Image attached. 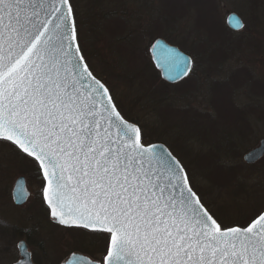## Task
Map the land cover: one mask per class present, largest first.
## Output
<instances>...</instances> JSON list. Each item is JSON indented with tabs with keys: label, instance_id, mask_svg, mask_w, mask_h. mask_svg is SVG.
<instances>
[{
	"label": "snow or ice",
	"instance_id": "snow-or-ice-1",
	"mask_svg": "<svg viewBox=\"0 0 264 264\" xmlns=\"http://www.w3.org/2000/svg\"><path fill=\"white\" fill-rule=\"evenodd\" d=\"M0 141L37 165L53 222L107 235L101 264H264V214L223 224L182 161L144 143L83 56L71 0H0Z\"/></svg>",
	"mask_w": 264,
	"mask_h": 264
},
{
	"label": "rangeland",
	"instance_id": "rangeland-1",
	"mask_svg": "<svg viewBox=\"0 0 264 264\" xmlns=\"http://www.w3.org/2000/svg\"><path fill=\"white\" fill-rule=\"evenodd\" d=\"M210 1L213 14L203 0L71 3L85 59L121 113L141 126L148 138L144 143L158 139L182 161L218 220L239 225L264 209V154L254 163L243 159L264 137V0ZM230 12L241 17V30L226 25ZM158 37L193 59L189 75L176 83L151 69L150 46ZM19 176L29 192L22 204L12 199ZM42 188V175L30 158L0 141V264L18 258L20 240L41 264H55L72 250L101 261L107 235L54 223Z\"/></svg>",
	"mask_w": 264,
	"mask_h": 264
},
{
	"label": "water",
	"instance_id": "water-1",
	"mask_svg": "<svg viewBox=\"0 0 264 264\" xmlns=\"http://www.w3.org/2000/svg\"><path fill=\"white\" fill-rule=\"evenodd\" d=\"M233 17H236L239 20L242 27H239L234 23L232 19ZM225 21L227 26L234 31H239L244 26L241 17L235 12H230L226 16ZM157 41H159L163 47H153L154 45H156ZM168 49H172L176 53H179L181 56L191 60V64L189 65L188 70L184 74H178L179 72L178 64L176 62L175 57L168 53L167 51ZM150 54L155 68L160 72V76L162 77V79H164L169 83H175L183 79L185 76L188 75L192 66V58L190 55L182 51L178 46L174 44H170L165 39L160 37L153 41L150 47ZM152 143L163 144L161 142H152ZM263 154H264V137L259 140L256 146L251 148L243 155V159L246 163H254ZM28 193L29 192L27 191L26 188L25 178L19 176L15 180L12 189L13 201L16 204H22L27 199ZM18 196L21 198H18ZM260 214H264V210ZM18 249L20 253V258L14 264H33L31 260L30 252L27 250V245L24 241L18 242ZM61 264H100V263L96 260L91 259L89 256L85 254L74 252L70 254Z\"/></svg>",
	"mask_w": 264,
	"mask_h": 264
},
{
	"label": "flooded vegetation",
	"instance_id": "flooded-vegetation-1",
	"mask_svg": "<svg viewBox=\"0 0 264 264\" xmlns=\"http://www.w3.org/2000/svg\"><path fill=\"white\" fill-rule=\"evenodd\" d=\"M55 223V222H54ZM56 224H58V223H56ZM59 225V224H58ZM61 228H65V229H80V230H83L84 232H86V233H89V234H101V233H93V232H91V231H89V230H85V229H81V228H76V227H66V226H62V225H59ZM104 234V233H103ZM87 235V234H86ZM20 241H24V240H20ZM86 241L88 242V241H90V240H87L86 239ZM19 242V241H18ZM18 242L16 243V249H17V255H18V258L14 261V262H12L11 264H14L16 261H18L19 260V258H20V253H19V249H18ZM25 243H26V241H24ZM26 245H27V243H26ZM106 249H107V237H106V245H105V251H106ZM27 250L30 252V256H31V260H32V262L34 263V264H41L40 262H39V260L37 259V254L35 255V253H33V251H31V250H29V247H28V245H27ZM73 252H79V253H85V252H83L82 250L80 251V250H72V251H70V252H68V254L63 258V257H61V258H59V260L55 263V264H60L63 260H65L71 253H73ZM44 253H45V250H44ZM86 255H88V256H90V254H87V253H85ZM104 255H105V253H103ZM50 255V254H49ZM49 255L48 254H46V256H45V260L46 261H51L50 259H48V257H49ZM104 255L102 256V260H103V257H104ZM43 256H44V254H43ZM50 256H52V254L50 255ZM47 257V258H46ZM53 257V256H52ZM91 257V256H90ZM92 258V257H91ZM56 258H54V260H55ZM94 259V258H93ZM95 260H97V259H95ZM102 260L100 261V260H98V261H100V262H102ZM51 262H53V259H52V261Z\"/></svg>",
	"mask_w": 264,
	"mask_h": 264
},
{
	"label": "trees",
	"instance_id": "trees-1",
	"mask_svg": "<svg viewBox=\"0 0 264 264\" xmlns=\"http://www.w3.org/2000/svg\"><path fill=\"white\" fill-rule=\"evenodd\" d=\"M203 2H204V4H206V5H208V6H210L211 7V9H212V14H213V7H212V5H211V1L210 0H203ZM76 23H77V20H76ZM219 28H220V32H222L225 36H227V32H229V30L227 29V27L225 26V24L223 25L222 23H220L219 22ZM227 41H228V39H227ZM207 42H203V43H201V44H206ZM222 44H224L225 46H229V44H227V43H224V42H222L221 43V45ZM208 51L209 52H211L212 53V48L209 50L208 49ZM188 54H190L189 52H187ZM82 54H83V52H82ZM191 55V54H190ZM83 56H84V54H83ZM85 57V56H84ZM150 66H151V69H153V72H156V69H155V67L152 65V63H150ZM157 73V72H156ZM188 109H191L190 107L188 108ZM188 109H184V111H187ZM197 112H198V110H196V109H194L193 110V114L195 115V116H197L198 114H197ZM141 127V126H140ZM144 134V133H143ZM240 135V134H239ZM240 138H241V136H240ZM146 140H148V138H147V136H145L144 135V141H146ZM154 142H157V141H160V140H158V139H156V140H153ZM16 151H18L16 148H15V146L14 145H11ZM19 152V151H18ZM31 160V159H30ZM32 161V160H31ZM33 162V161H32ZM33 164H35L34 162H33ZM35 166H37L36 164H35ZM186 168V167H185ZM36 170V169H35ZM264 210V209H263ZM263 210H260V211H258L257 213H255V214H253V215H251V216H249V218H248V220L244 223V224H240L239 223V225L240 226H244V225H247L252 219H254L257 215H259ZM220 221V220H219Z\"/></svg>",
	"mask_w": 264,
	"mask_h": 264
}]
</instances>
